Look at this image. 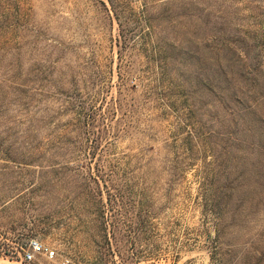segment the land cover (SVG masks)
Wrapping results in <instances>:
<instances>
[{
	"label": "rangeland",
	"instance_id": "374dc122",
	"mask_svg": "<svg viewBox=\"0 0 264 264\" xmlns=\"http://www.w3.org/2000/svg\"><path fill=\"white\" fill-rule=\"evenodd\" d=\"M263 18L264 0H0V262L264 264V81L238 74ZM30 237L56 256L25 263Z\"/></svg>",
	"mask_w": 264,
	"mask_h": 264
},
{
	"label": "trees",
	"instance_id": "16d2710c",
	"mask_svg": "<svg viewBox=\"0 0 264 264\" xmlns=\"http://www.w3.org/2000/svg\"><path fill=\"white\" fill-rule=\"evenodd\" d=\"M252 26H254L253 31L247 35V37L250 38L251 43L242 47V51H240L241 56H239L242 61V69L244 68L242 72H244V70L246 71L243 74L242 72H238V74L243 81H247L248 77L245 75L250 74L253 75V80L255 77L258 81H264V18L260 20L259 24L258 22L256 23V21H253ZM262 65L263 67H261ZM233 72L234 71H232V74ZM239 87L241 86L239 85ZM239 87L232 88V99L237 103L240 102L247 94V90H242ZM260 88H262V86H260ZM258 92L262 93L261 90Z\"/></svg>",
	"mask_w": 264,
	"mask_h": 264
},
{
	"label": "built area",
	"instance_id": "2783aa9c",
	"mask_svg": "<svg viewBox=\"0 0 264 264\" xmlns=\"http://www.w3.org/2000/svg\"><path fill=\"white\" fill-rule=\"evenodd\" d=\"M56 254H57L56 250L53 246L44 244L36 237L28 238L25 243V246L21 248V259L25 263H28L39 256L52 258L55 257ZM70 263H71L70 258H68L66 255H61L59 257L58 264H70Z\"/></svg>",
	"mask_w": 264,
	"mask_h": 264
},
{
	"label": "bare ground",
	"instance_id": "6f19581e",
	"mask_svg": "<svg viewBox=\"0 0 264 264\" xmlns=\"http://www.w3.org/2000/svg\"><path fill=\"white\" fill-rule=\"evenodd\" d=\"M2 260V259H1ZM8 261V260H7ZM13 261V260H12ZM2 264V262H0ZM8 264V263H7Z\"/></svg>",
	"mask_w": 264,
	"mask_h": 264
}]
</instances>
